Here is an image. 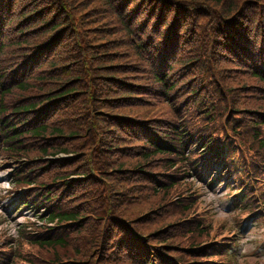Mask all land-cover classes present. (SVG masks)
Instances as JSON below:
<instances>
[{"label": "trees", "instance_id": "16d2710c", "mask_svg": "<svg viewBox=\"0 0 264 264\" xmlns=\"http://www.w3.org/2000/svg\"><path fill=\"white\" fill-rule=\"evenodd\" d=\"M96 1L83 21L70 0H0V170L32 186L18 211L34 213L2 240L0 264H206V247L185 251L212 230L196 213L204 159L225 158L224 141L223 172L264 178V0ZM66 56L77 74L63 78ZM82 77L105 78L90 82L97 101L75 96ZM88 140L112 158L71 167L90 160L79 154ZM110 165L108 199L87 208L80 178Z\"/></svg>", "mask_w": 264, "mask_h": 264}, {"label": "rangeland", "instance_id": "374dc122", "mask_svg": "<svg viewBox=\"0 0 264 264\" xmlns=\"http://www.w3.org/2000/svg\"><path fill=\"white\" fill-rule=\"evenodd\" d=\"M81 2V3H78ZM71 5H75L74 7V11L73 13L76 14L77 16H82L81 19H83V21H87L90 19V16H92L94 13H96V15L98 14V12H100V9H95V7L98 6V2L96 0H70ZM95 6V7H94ZM94 7V11L90 12V13H85L86 10H90V8ZM86 14V15H85ZM73 23L70 26H74L76 24V19L72 18ZM99 17L88 21L91 22L93 24V26H98L99 22ZM76 30V27L75 29ZM96 32H99L98 29H95ZM74 33V31H73ZM67 35V33L65 34ZM64 35V36H65ZM88 35H90L88 33ZM71 38L70 35H68L67 40H69ZM66 41V38L64 40V42ZM120 43V44H119ZM68 44H71L68 43ZM117 45H119V50L122 52L124 51V48L120 47H124L122 46V41L120 42H116V45H114L116 48ZM179 48V46L177 47V49ZM62 49L66 50L69 49V46L63 47ZM176 49V52H177ZM115 50V49H114ZM181 48L178 49V52H180ZM11 51L8 52V54H10ZM65 53V51H64ZM232 54V53H231ZM234 54L230 55L233 56ZM235 56V55H234ZM118 62L123 61L124 57L121 58H116ZM238 59V58H236ZM70 61V57L66 56L60 59L59 61V65L64 64L57 72L58 75L63 74L64 77L63 78H68V76L72 75H76L77 72L74 70L76 67V64H67ZM67 64V65H66ZM70 66H73V68L69 69ZM49 68V67H48ZM68 70V73H64V70ZM120 71V68H118ZM77 70V69H76ZM146 71H149V67L145 68ZM62 71V73H61ZM103 69H97L96 72L101 73L103 72ZM108 72V71H107ZM52 73V72H51ZM49 73V75L51 74ZM219 79L217 77L212 78V82L214 83V85H218V86H222V82L221 80L218 81ZM105 78H101V77H96L94 79H86L84 77H82L81 79L78 80H74V84L78 87L79 90H81L80 92H77L75 94L76 97H81L82 101H85L86 98H88V100H94L97 101L96 98H93L90 94L92 85L90 84V82H96L97 84L100 83H105ZM46 84V83H45ZM48 85V84H47ZM57 85V84H56ZM55 84L52 85H48V87H54ZM117 87L115 84L110 86V90L112 88ZM248 90V89H245ZM244 90V91H245ZM113 95H116L115 92L111 91ZM86 96V97H85ZM11 97V96H10ZM11 101H13L12 97L10 99ZM80 103V100H78L75 104L76 107L77 105ZM86 107V105H85ZM84 107V108H85ZM69 112L68 113V122L72 123L74 125H78L79 123L83 122L78 121L77 118L79 117L78 114L80 113V110H77V108H75L72 104H70L69 107ZM98 113L101 114L102 112L99 111V109L97 108ZM89 114H91L89 112ZM92 115V114H91ZM82 134V131H80ZM85 132H83L84 134ZM35 143H37L35 141ZM80 143V141H79ZM89 140L86 141L83 145V147L80 149V156L82 157H89L90 155V160L88 161V163L83 162V158L82 161H76L75 164H72L71 167L73 166H79V167H84L85 165H88L90 163H92V160L94 158H102L104 160H106L107 158H112L113 154L111 153L110 156L108 157V154L105 151H99V146L98 145H94L92 148L89 147L88 145ZM92 143H95V140H91L90 145ZM32 144V143H31ZM33 145V144H32ZM91 148V151H90ZM70 155V154H67ZM57 156H63V154H59ZM49 157V156H48ZM70 157H74L73 155ZM51 167L48 169L47 172H55L56 170H59V168H62L60 166H54V165H50ZM16 167V165H15ZM91 168H89V175L85 176L84 178H80L84 181H86V183H88V186L91 188V192L86 195L83 196L84 200H88V198H93L91 200H88L89 203L88 205H86V207H93L96 206V204H98V200L102 199V201H104V197H106V199H108V192L106 191V186H109L108 184V180H110L111 177H113L112 175L114 174L115 170L113 169V167L107 166L109 169H106L102 172H100L97 168V166H90ZM112 167V168H111ZM6 168V166H5ZM11 169V168H10ZM10 169H1L0 170V245H2V240L5 241L6 239H11V238H15L17 236V229H18V224L19 223H23L25 221V218H27L28 216L33 215V210L27 209V210H22L18 213H16L15 211H13L12 209V194H15L12 191V188L16 185H13L11 182H9V172ZM61 172H69L67 170H62ZM210 172V171H208ZM91 177H94V179H91ZM109 178V179H108ZM79 179V178H78ZM40 181V180H39ZM215 184V185H214ZM210 185V184H209ZM18 187L16 190H18L19 188H25L26 186H16ZM101 192L99 193V188H101ZM195 187H197V189L199 190V194L200 200L198 201V204L196 205V213L199 214L200 216L204 217L205 220H210L213 229L215 230V233H213L211 236L213 235H217L220 236L222 234H230L231 232L236 231V224H239L240 218L241 216L246 213L245 211L240 213L238 212V210H233V208L229 205H231V202L229 200V196H230V188H225L226 184H225V180H222L220 183L219 182H214L212 183L210 186L206 185V184H200V181H195ZM32 188V187H30ZM35 189V188H34ZM42 192L43 189H39ZM38 190V191H39ZM37 192V191H36ZM18 195L16 194V197ZM41 196L40 193H38V195H36V197ZM232 197V196H231ZM230 197V198H231ZM111 199V198H110ZM81 200V199H80ZM251 208H253V205H251ZM194 215V214H193ZM191 215V217L193 216ZM253 215V220L254 223H252L251 226L247 227L246 230L244 231V234L242 235L241 239L238 242H234V243H230L228 246H238V256L239 259L237 260L238 264H264V214L262 216L257 215V212L252 214ZM190 217V215H189ZM104 216L97 218L96 221L97 222H103L104 221ZM84 220H87V217L84 218ZM157 221V220H156ZM155 228L157 229L159 227V223L154 224ZM101 229V227H100ZM163 230V229H161ZM159 230V231H161ZM231 236H233L232 234H230ZM79 236V235H78ZM111 237V236H110ZM83 239L85 242H87L88 244H92L89 241H86L83 236L80 235V239ZM205 240L204 238H200L198 239V241H202ZM208 240V239H206ZM76 241V240H75ZM191 249L186 248L185 251H188ZM73 261L69 260L66 261V264H70ZM87 261H83V263H85ZM46 263V262H45ZM41 264V263H38Z\"/></svg>", "mask_w": 264, "mask_h": 264}]
</instances>
